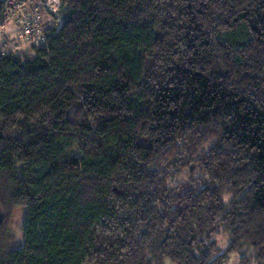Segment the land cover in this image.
Here are the masks:
<instances>
[{
	"label": "trees",
	"instance_id": "trees-1",
	"mask_svg": "<svg viewBox=\"0 0 264 264\" xmlns=\"http://www.w3.org/2000/svg\"><path fill=\"white\" fill-rule=\"evenodd\" d=\"M58 17L30 54L0 38V264H264V0Z\"/></svg>",
	"mask_w": 264,
	"mask_h": 264
},
{
	"label": "built area",
	"instance_id": "built-area-1",
	"mask_svg": "<svg viewBox=\"0 0 264 264\" xmlns=\"http://www.w3.org/2000/svg\"><path fill=\"white\" fill-rule=\"evenodd\" d=\"M60 8L61 0H8L0 21V38L4 37V50L7 53L16 52L23 44L36 47L42 45L45 42V27L48 25L43 14L52 21L54 18L57 25L60 23ZM10 23L16 28V37L12 40L6 36V26Z\"/></svg>",
	"mask_w": 264,
	"mask_h": 264
},
{
	"label": "rangeland",
	"instance_id": "rangeland-1",
	"mask_svg": "<svg viewBox=\"0 0 264 264\" xmlns=\"http://www.w3.org/2000/svg\"><path fill=\"white\" fill-rule=\"evenodd\" d=\"M43 17L45 20L50 22V19L47 17L46 14H43ZM11 30L13 31V29L9 28V32H12ZM9 32L6 34V36L10 40H12L13 38L16 37V33H14V35H12V34H9ZM242 37H243V34L242 33L239 34V36H236V41ZM1 48H5L4 45H2ZM30 49H31V47L28 44H23V45H21V48H20L21 51L24 50L25 52H27L29 54H30ZM25 214H26L25 210L20 209V210L14 211L11 215V218L9 220V224L7 227V238L9 239V244H8L9 247H20L22 244V232H21V230H22V223H23ZM3 217H4V214L2 215V218ZM222 238H223L222 236L220 238H218L217 243L221 249H224L225 246L223 244H224L225 240H224L223 244L220 243ZM229 257H230V259L226 264H240L238 262V257H235L234 255L229 256ZM247 264H254V262L249 261Z\"/></svg>",
	"mask_w": 264,
	"mask_h": 264
},
{
	"label": "water",
	"instance_id": "water-1",
	"mask_svg": "<svg viewBox=\"0 0 264 264\" xmlns=\"http://www.w3.org/2000/svg\"><path fill=\"white\" fill-rule=\"evenodd\" d=\"M1 222H2V212H1V209H0V225H1Z\"/></svg>",
	"mask_w": 264,
	"mask_h": 264
}]
</instances>
